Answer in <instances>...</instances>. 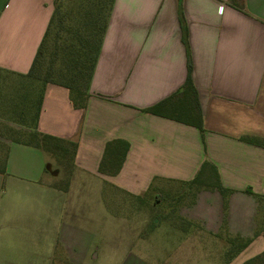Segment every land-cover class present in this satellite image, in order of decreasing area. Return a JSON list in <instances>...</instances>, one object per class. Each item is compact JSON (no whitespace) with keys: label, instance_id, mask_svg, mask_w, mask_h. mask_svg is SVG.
I'll list each match as a JSON object with an SVG mask.
<instances>
[{"label":"crops","instance_id":"1","mask_svg":"<svg viewBox=\"0 0 264 264\" xmlns=\"http://www.w3.org/2000/svg\"><path fill=\"white\" fill-rule=\"evenodd\" d=\"M52 10V0H0V83L7 90L18 74L27 73ZM188 58L202 135L195 126L142 112L184 83ZM6 106L0 105V114ZM6 126L19 127L0 116L6 150L0 170V264H53L57 244L61 259L92 264L96 233L106 217L102 206L111 203L102 198L106 188L139 196L151 184L190 180L204 160L233 190L226 213L218 192L214 197L202 190L180 215L199 221L212 235L225 218L228 232L252 238L249 246L260 238L255 235L259 202L245 189L264 195V146L244 139H264V0H114L86 107L74 108L63 86L49 83L43 92L37 131L78 142L65 190L54 186L63 172L49 162L50 155L5 137ZM114 138L127 140L129 149L120 171L109 176L98 165ZM140 233L134 223L135 240L119 264H147L136 243L143 240ZM191 238L183 232L171 249L157 251L167 259L189 253L198 245ZM260 253L264 249L238 264Z\"/></svg>","mask_w":264,"mask_h":264},{"label":"trees","instance_id":"2","mask_svg":"<svg viewBox=\"0 0 264 264\" xmlns=\"http://www.w3.org/2000/svg\"><path fill=\"white\" fill-rule=\"evenodd\" d=\"M52 2L51 16L27 73L18 74L15 85L10 90L0 83V105L6 104V108H9L8 111L2 109L0 116L21 127L6 126L5 137L41 147L65 169L62 170L63 176L54 183L55 187L65 190L70 180L78 142L37 131L43 92L49 83L63 86L68 90L69 100L74 108L86 107L90 96L91 79L114 0H52ZM142 112L195 126L201 135L203 134V114L198 92L191 78L189 58L184 83L171 95L142 109ZM244 139L264 146V139L256 137ZM4 148V144L0 142V170L5 169ZM128 149L129 142L125 139L114 138L107 141L98 171L109 176L116 175L123 165ZM184 184L192 194L191 203H194L199 191L217 190L223 197V209L226 212L228 198L233 190L222 185L218 170L210 161L204 160L195 175ZM245 192L253 195L259 203L264 196L253 192L250 187H247ZM257 233L256 231L255 235ZM217 235L224 236L227 243L226 263L252 241V238L227 234L225 218ZM60 251L61 247L57 244L53 264L60 262L71 264L65 257L61 259ZM241 264H264V254L255 255Z\"/></svg>","mask_w":264,"mask_h":264},{"label":"rangeland","instance_id":"3","mask_svg":"<svg viewBox=\"0 0 264 264\" xmlns=\"http://www.w3.org/2000/svg\"><path fill=\"white\" fill-rule=\"evenodd\" d=\"M49 162L60 170H65L54 158L49 157ZM154 186H149L148 190L139 196L115 187L106 188L102 192V198L111 203L107 207L102 206V209L106 210V217L96 233L94 244L97 249V257L92 261V264H119L123 253L130 245L129 243L135 240L131 237L134 223L141 226L140 234L141 237L143 236V240L137 239L136 243L141 242L138 248L143 250L141 257L147 264H152V262L171 264V261H174L175 264H226L227 243L224 236L212 235L204 231L199 221L189 220L180 215V211L190 205L193 199L192 194L188 191V186L184 183L169 181ZM217 192V190H208V193L214 197ZM218 198L220 206L223 201L220 193ZM216 201L217 199L211 201L210 204L214 206ZM258 204L255 226L260 238L233 257L230 261L231 264H238L255 251L264 249V237H261L264 236V196ZM108 212L112 214L111 220ZM224 212L225 210H223ZM156 221H159L157 226L154 225ZM183 232L189 233L192 236L191 241L198 244L193 246L191 251H188L189 253L176 254L167 259L166 255L157 251L160 248L171 249L170 243L179 241L177 238ZM154 233L158 234L156 239L153 238ZM226 233L234 235L228 232L227 227ZM224 235L226 234L224 233ZM156 241L160 243L158 246L155 245Z\"/></svg>","mask_w":264,"mask_h":264}]
</instances>
